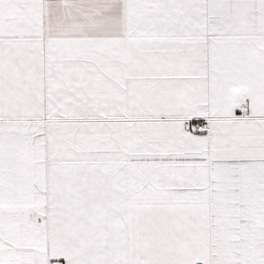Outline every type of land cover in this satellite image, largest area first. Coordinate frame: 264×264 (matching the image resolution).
I'll return each mask as SVG.
<instances>
[{"label": "snow or ice", "instance_id": "obj_1", "mask_svg": "<svg viewBox=\"0 0 264 264\" xmlns=\"http://www.w3.org/2000/svg\"><path fill=\"white\" fill-rule=\"evenodd\" d=\"M0 264H264V0H0Z\"/></svg>", "mask_w": 264, "mask_h": 264}]
</instances>
